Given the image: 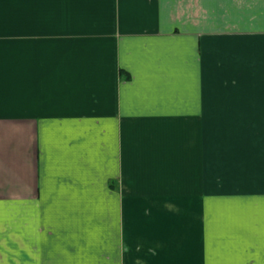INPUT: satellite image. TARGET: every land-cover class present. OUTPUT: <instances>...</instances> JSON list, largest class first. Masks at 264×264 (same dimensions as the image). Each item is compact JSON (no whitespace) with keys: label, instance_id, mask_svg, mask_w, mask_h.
Instances as JSON below:
<instances>
[{"label":"crops","instance_id":"obj_1","mask_svg":"<svg viewBox=\"0 0 264 264\" xmlns=\"http://www.w3.org/2000/svg\"><path fill=\"white\" fill-rule=\"evenodd\" d=\"M0 264H264V0H0Z\"/></svg>","mask_w":264,"mask_h":264}]
</instances>
